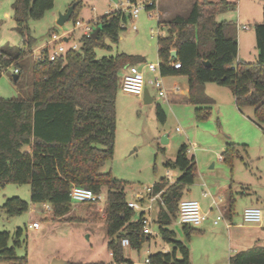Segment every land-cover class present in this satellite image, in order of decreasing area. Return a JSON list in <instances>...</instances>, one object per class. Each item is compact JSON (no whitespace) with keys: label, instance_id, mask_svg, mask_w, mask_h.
<instances>
[{"label":"trees","instance_id":"1","mask_svg":"<svg viewBox=\"0 0 264 264\" xmlns=\"http://www.w3.org/2000/svg\"><path fill=\"white\" fill-rule=\"evenodd\" d=\"M53 3L54 0H13V18L24 42L31 44L28 20L41 18ZM79 3L78 0L73 2L69 19L75 17ZM234 8L235 4L226 0H194L185 16L177 15L168 21L158 19V28L165 30L156 41L159 71L161 76L187 77V100L195 106L197 119L209 117L213 100L205 93L204 85L215 83L230 89L238 110L252 107L253 119L261 125L264 124V0L262 20L254 26L257 49L254 62L237 58L236 25L215 20L217 14ZM154 9V6L147 8ZM128 19H131L129 12L121 9L98 18L96 26L100 25V30L95 38L83 35L80 46L67 47L55 60L48 59L49 48H44L42 60L30 65V98H0V186L29 183L30 201L48 204L50 219L57 221L78 220L68 216L72 209L70 189L73 185L88 188L95 195L106 188L102 221L107 250L115 263L132 264L123 256L121 239L128 238L129 247L139 251L152 235L143 232L141 212L136 220L132 219L134 210L127 205L124 182L113 178L110 171L100 169L114 152L115 103L122 69L143 63L145 59L123 53L101 57L95 54L96 48H111L106 39L110 43L118 42ZM171 50L177 53L175 59H171ZM30 54V47L28 50L17 48L15 55L1 51L0 71L14 64L18 73L13 76L18 80L21 72L18 60ZM171 61L180 62V68L173 69ZM155 114L160 123L165 122L166 115L160 104H156ZM187 153V145L182 144L175 158L164 162L166 169L178 171L173 182L161 177L152 185L153 192H160L163 201V206L156 204L152 223L171 247L167 252L150 253V264H189L187 245L168 229L171 221L178 218L183 188L196 178L195 158ZM235 155L236 144L227 142L221 159L231 164ZM1 207L13 216L27 211L29 204L11 197ZM232 207L230 198L229 213ZM181 229L187 238L196 230L186 224H181ZM21 234L22 229L17 228L13 245L9 246V232L0 231V261L26 263V257L15 256ZM229 262L264 264V245L239 250L230 256Z\"/></svg>","mask_w":264,"mask_h":264},{"label":"rangeland","instance_id":"2","mask_svg":"<svg viewBox=\"0 0 264 264\" xmlns=\"http://www.w3.org/2000/svg\"><path fill=\"white\" fill-rule=\"evenodd\" d=\"M74 1L54 0L53 6L41 18L29 19L27 22L31 37L29 44L24 42L16 27L13 0H0V52L15 55L17 48L28 50L29 47L32 52L18 60L21 72L17 81L14 82L12 77L15 74L14 64L0 71V98H30L32 83L30 65L34 61V56L38 55L39 50L50 41L51 34L59 36L61 41L50 43L49 49H56L60 42L65 47L73 43L78 47L84 30L82 27H74L75 20L87 24L92 31L98 18L114 11L115 4L117 8H121L125 3V0H78L80 3L75 11V17L58 25L59 16L65 14ZM192 1L183 0L171 4L172 0H159L164 9L171 5L172 9L181 13L184 12L185 4L187 2L191 4ZM226 1L235 4V8L217 14L215 20L236 25L238 59L254 62L257 56L254 26L262 20L263 0ZM157 21L156 9L142 8L137 18L127 20L117 43H110L106 39L111 48L109 50L96 48L95 54L97 57L121 53L142 56L145 61L136 65L148 81L159 77L168 90L176 84L179 88H185L183 84L185 77L161 76L158 72H150L146 68L147 64L160 62L156 41L158 35L165 34V30L158 28ZM133 25L135 29L132 28ZM64 37L68 38V41L65 42ZM210 86L213 88L208 91L215 102L211 105L209 117L203 120L197 119L195 106L188 102L186 96L174 101L160 98L152 83L147 84L148 96L152 100L149 103L144 102L143 96L127 94L119 89L115 103L114 152L112 158L100 169L101 172L110 171L113 178L124 182L127 203L137 202L144 207L146 200L140 202L137 195L145 196L146 189L161 177L173 182L178 171L166 169L164 162L173 160L182 144L187 145L188 156L195 158L196 178L192 184L183 188L182 198L196 199L203 211L209 200L207 197H201L204 189L218 205L223 206L226 220H229L227 209L229 199L233 200L231 230L222 228L219 233H213L203 231L204 225L191 226L196 230L187 238L177 219L171 221L168 229L175 232L177 240L187 245L189 264H230L229 257L234 252L236 244L230 242L228 236L232 233L234 238L237 234H248L255 230L254 225L243 221L244 208L251 206L264 208V133L261 129L264 128V124L255 123L252 107L237 109L228 87L215 83H211ZM156 104H160L165 112L164 123H160L156 118ZM164 135L167 136V142L163 144L161 140ZM227 141L236 144L237 149V155L233 157L231 164L221 159ZM105 196L106 188H103L99 200L92 205L73 201L68 216L78 220L57 221L50 219L51 210H45L46 203L30 201L29 183H7L0 186V231L9 232L11 246L17 228L22 229L20 244L15 247V256L26 257L25 264H52L53 260L63 261L59 264L73 262L125 264L115 263L106 247L107 236L102 221ZM11 197H18L27 202L28 210L19 215H8L1 206ZM139 213V210H134L132 219L136 220ZM215 213L214 209L212 214ZM32 222H37L39 227H29ZM261 230L259 238L264 245V228ZM151 231V239L142 244L139 251L131 247L124 248V258L129 259L132 264H139L150 253L169 251L171 246L162 240L156 224L152 223ZM0 264L7 263L0 261Z\"/></svg>","mask_w":264,"mask_h":264},{"label":"built area","instance_id":"3","mask_svg":"<svg viewBox=\"0 0 264 264\" xmlns=\"http://www.w3.org/2000/svg\"><path fill=\"white\" fill-rule=\"evenodd\" d=\"M152 6H156V0H126V2L123 4L121 8H117V5L115 4V10L121 9L128 11L130 14L131 19L137 18L140 10L142 8L146 9L150 8ZM74 27H82L84 35H90L91 29L87 24H83L82 22L76 20L74 22ZM133 29H135V26H132ZM241 28H245V26H241ZM50 41L45 44L40 50L38 55L34 56V61H40L43 58L42 50L44 48H48L50 43H54L57 41H61L60 37L51 34ZM71 49H76V44H71L69 46ZM67 47L63 45V43H59L57 48L55 49H49L48 50V59L50 61L55 60L58 56H60ZM170 66L173 69H179L180 68V62L178 61H171ZM147 70L150 72H158L160 74V62L158 64H147L146 66ZM14 72L18 73V69L14 68ZM161 75V74H160ZM148 81L145 79V76L143 72L137 67V65H129L126 67V71L121 76V82H120V89L127 94L135 95L138 97L143 96V91L146 86V83ZM149 83H152L154 87L157 90V95L160 98L169 99L170 94L172 92H180V88L177 85H174L170 90H168L162 80L159 77H155L152 81H149ZM203 195H208V192H203ZM70 198L72 201L84 203V202H92L99 200L100 195H95L90 189L73 185L70 189ZM137 199L140 202H144L146 206L141 207L137 202H129L127 203L128 207L133 210H139L142 213V226H143V232L146 234H152L151 231V225H152V219L153 214L155 213V207L156 204L163 206V201L160 197V192H153L152 186L148 187L146 189V195L141 196L137 195ZM211 207L215 208L217 210V214L215 215L213 219V224L217 225L220 222H223L225 227L228 229L230 227V222L225 219L221 211L218 209V202L211 197ZM45 210L49 211L51 210L50 206L47 204L45 206ZM208 219L207 214L204 213L201 210V206L197 200L194 199H182L179 202L178 206V218L177 222L179 224H186L189 226H200ZM242 219L247 224L252 225H261L264 224V208L257 207V206H251L244 208L242 213ZM31 227L35 228L38 226L37 222H32L30 224ZM121 245L123 248L129 247V240L128 238H122L121 239ZM111 255V253H110ZM139 264H150L148 256L144 258V261Z\"/></svg>","mask_w":264,"mask_h":264},{"label":"crops","instance_id":"4","mask_svg":"<svg viewBox=\"0 0 264 264\" xmlns=\"http://www.w3.org/2000/svg\"><path fill=\"white\" fill-rule=\"evenodd\" d=\"M179 1L181 2V1H183V0H172V2H171V4L173 3H179ZM194 1V0H193ZM193 1L191 2V4H189L188 2L185 4V8H184V12L183 13H181V12H177L176 10H174V9H172V7H171V5H169L166 9H164L163 7H162V5L160 4V2H159V0H156V6H155V9L157 10V14H158V19H161V20H163V21H168V20H170V19H172L173 17H175V16H177V15H180V16H185L188 12H189V10H190V7H191V5H192V3H193ZM125 2H126V0H125ZM169 4V3H168ZM174 12V13H173ZM64 36H66V34L64 35ZM64 39V41L66 42V41H68V38H66V37H64L63 38ZM47 44V43H46ZM237 58H238V55H237ZM125 71H126V67L125 68H123L122 69V72H121V75L122 74H124L125 73ZM180 76H183V77H185V80H183V84H185V88H180V92H172L171 94H170V97H169V100H171V101H174V100H177V99H179V98H181L182 96H186L187 97V92H188V82H187V77L186 76H184V75H180ZM146 79V78H145ZM147 80V79H146ZM148 81V80H147ZM149 83V81L146 83V89H147V84ZM173 84H176V82H173ZM177 85V84H176ZM211 85V83H207V84H205L204 85V91H205V93L210 97V98H212V100H213V103L215 102V99L212 97V94L208 91V89H211V88H213V86H210ZM232 94V93H231ZM233 96V95H232ZM234 99V98H233ZM146 100H147V103H149V102H151L152 100L149 98V97H147L146 98ZM149 101V102H148ZM262 129V131H263V133H264V128H261ZM228 142V141H227ZM226 142V143H227ZM225 143V144H226ZM204 186V185H203ZM203 192H208V191H206V190H204V189H202V193H201V197H203V198H209V200H208V202H207V204H206V206L204 207V209H203V212L204 213H206L207 214V217H208V219L203 223V224H201V225H204V227H203V231H207V232H213V233H219L220 231H221V229L223 228V229H225V230H231L232 229V213H233V207H232V212L231 213H229V210H228V213H229V216H228V218H229V222H230V227L227 229L226 227H225V225H224V223L222 224H220V223H218L217 225H214L213 224V219H214V217H215V215L217 214V210L215 209V208H212L211 207V195H210V193L208 192V195H203ZM194 200H196V199H194ZM42 204H45V203H42ZM228 205H229V203H228ZM228 205H227V207H228ZM202 209V208H201ZM214 209H215V211H216V213H215V215H213L212 213H213V211H214ZM218 209L221 211V213L223 214V216L225 215L224 214V212H223V206H221V205H218ZM228 209V208H227ZM211 215V217L209 218V216ZM225 217V216H224ZM200 225V226H201ZM220 225H222V226H220ZM249 225H252V224H249ZM263 224H261V225H254V227H255V230H253L252 232H250V233H248V234H243V235H236V237H234V238H232V236H233V234L231 233V236H228V238H229V240H230V242L232 241V242H234V244H236L235 246V249H234V252L233 253H235V252H237V251H239V250H243V249H247V248H249V247H252V246H256V245H262L263 243H262V241H261V239L259 238L260 237V234H262V230L261 229H263L264 228V226H262ZM29 227H31L30 226V224H29ZM39 226H37V227H35V228H38ZM234 239V240H233ZM252 244V245H251ZM240 246H244V247H240ZM170 250V249H169ZM162 252H164V251H162ZM165 252H167V251H165ZM232 253V254H233ZM231 256V255H230ZM230 258V257H229ZM230 263V262H229Z\"/></svg>","mask_w":264,"mask_h":264},{"label":"water","instance_id":"5","mask_svg":"<svg viewBox=\"0 0 264 264\" xmlns=\"http://www.w3.org/2000/svg\"><path fill=\"white\" fill-rule=\"evenodd\" d=\"M73 8H74V5L72 4V5L68 8V10L66 11L65 14L59 16V19H58V21H57V24H58V25H62L65 21H67V20L69 19L70 15H71V13H72V11H73ZM99 30H100V25L95 26V27L93 28V30L91 31L90 36H91L92 38H95V37H96V34L98 33ZM176 57H177V53H176V51H175V50L171 51V59H175ZM16 80H17V76H13V81L15 82ZM147 97H149V96H148L147 89H146V87H145V88H144V91H143V99H144V102H145V103H147V100H146ZM148 102H149V101H148ZM161 141H162L163 144L166 143V142H167V136L164 135V136L162 137V140H161ZM62 262H63V261L53 260L52 264H59V263H62Z\"/></svg>","mask_w":264,"mask_h":264}]
</instances>
